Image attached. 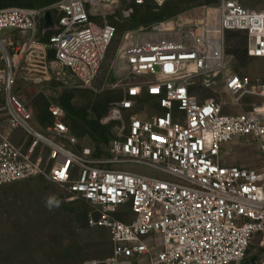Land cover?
I'll use <instances>...</instances> for the list:
<instances>
[{
  "label": "built area",
  "instance_id": "2783aa9c",
  "mask_svg": "<svg viewBox=\"0 0 264 264\" xmlns=\"http://www.w3.org/2000/svg\"><path fill=\"white\" fill-rule=\"evenodd\" d=\"M166 1L0 9V185L40 176L89 202L88 224L109 229L113 253L83 264H264V252L249 255L255 242L264 249V77L232 70L226 42L241 33L247 57L264 58V10L219 0L197 19L127 30L107 84L123 91L108 116L121 125L106 144L77 137L55 101L53 120L40 125L17 91L20 80L43 86L68 75L97 91L116 10ZM47 10L58 27L41 42ZM144 95L155 101L150 116L136 113ZM243 142L259 147L260 166L227 163V148Z\"/></svg>",
  "mask_w": 264,
  "mask_h": 264
},
{
  "label": "rangeland",
  "instance_id": "374dc122",
  "mask_svg": "<svg viewBox=\"0 0 264 264\" xmlns=\"http://www.w3.org/2000/svg\"><path fill=\"white\" fill-rule=\"evenodd\" d=\"M58 0H0V9L11 6L38 7L51 5ZM244 6L264 10V0H239ZM219 0H167L162 5L149 2L145 7L131 8L123 13L124 5L116 10L112 19L118 32L111 43L101 73L98 90L84 88L72 76L66 82L55 79L47 84L34 85L20 80L17 91L32 106L37 122L44 126L53 119L49 112L51 101L59 103L65 111V120L72 132L83 142L102 145L117 136L120 123L109 121L112 104L123 98L120 88H109L113 82L112 61L127 30L150 27L167 21H188L201 16L202 6ZM114 16V17H115ZM52 31L40 35L47 42ZM227 54L231 68L247 74L254 61L245 53L246 38L230 32L226 37ZM54 57V52L50 53ZM229 100L228 95H223ZM136 113L150 116L155 113V101L144 95ZM227 150V162L249 167L261 165V152L252 142L232 144ZM146 174L157 173L141 165L128 167ZM49 199L55 202L48 206ZM95 211L87 201L72 198L71 194L44 177H35L17 183L0 185V264H83L86 261L105 259L113 253L110 231L105 227H92L88 218ZM264 249L253 243L249 255H261ZM264 260V255L261 257Z\"/></svg>",
  "mask_w": 264,
  "mask_h": 264
},
{
  "label": "crops",
  "instance_id": "0c3cea01",
  "mask_svg": "<svg viewBox=\"0 0 264 264\" xmlns=\"http://www.w3.org/2000/svg\"><path fill=\"white\" fill-rule=\"evenodd\" d=\"M254 59L252 63H250L247 74L252 77H264V58H251ZM227 101H230L227 100ZM228 112L238 113L239 108H230L227 110ZM227 161V160H226ZM229 163V162H227Z\"/></svg>",
  "mask_w": 264,
  "mask_h": 264
},
{
  "label": "water",
  "instance_id": "95a60500",
  "mask_svg": "<svg viewBox=\"0 0 264 264\" xmlns=\"http://www.w3.org/2000/svg\"><path fill=\"white\" fill-rule=\"evenodd\" d=\"M43 19H44V26H43V31L44 32H47V31H50V30H54V29H56L58 27L57 24L54 22L51 10L45 11V13L43 15ZM251 263L252 264H258V259L257 258H253Z\"/></svg>",
  "mask_w": 264,
  "mask_h": 264
},
{
  "label": "clouds",
  "instance_id": "9594fccd",
  "mask_svg": "<svg viewBox=\"0 0 264 264\" xmlns=\"http://www.w3.org/2000/svg\"><path fill=\"white\" fill-rule=\"evenodd\" d=\"M54 203H58V202H55L54 200L49 199L48 206L51 207Z\"/></svg>",
  "mask_w": 264,
  "mask_h": 264
},
{
  "label": "bare ground",
  "instance_id": "6f19581e",
  "mask_svg": "<svg viewBox=\"0 0 264 264\" xmlns=\"http://www.w3.org/2000/svg\"><path fill=\"white\" fill-rule=\"evenodd\" d=\"M165 25H166L167 27H170V26L173 25V23H172V22H168V23H165Z\"/></svg>",
  "mask_w": 264,
  "mask_h": 264
},
{
  "label": "trees",
  "instance_id": "16d2710c",
  "mask_svg": "<svg viewBox=\"0 0 264 264\" xmlns=\"http://www.w3.org/2000/svg\"><path fill=\"white\" fill-rule=\"evenodd\" d=\"M107 143V141H104V143H101V144H106Z\"/></svg>",
  "mask_w": 264,
  "mask_h": 264
}]
</instances>
